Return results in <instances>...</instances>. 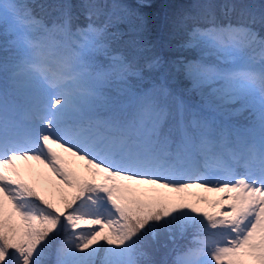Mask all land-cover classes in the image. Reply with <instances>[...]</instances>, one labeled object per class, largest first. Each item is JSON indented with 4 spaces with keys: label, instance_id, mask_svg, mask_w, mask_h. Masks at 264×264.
Returning <instances> with one entry per match:
<instances>
[{
    "label": "snow or ice",
    "instance_id": "snow-or-ice-1",
    "mask_svg": "<svg viewBox=\"0 0 264 264\" xmlns=\"http://www.w3.org/2000/svg\"><path fill=\"white\" fill-rule=\"evenodd\" d=\"M151 7L0 0V264H264V5Z\"/></svg>",
    "mask_w": 264,
    "mask_h": 264
},
{
    "label": "rangeland",
    "instance_id": "rangeland-1",
    "mask_svg": "<svg viewBox=\"0 0 264 264\" xmlns=\"http://www.w3.org/2000/svg\"><path fill=\"white\" fill-rule=\"evenodd\" d=\"M32 1H34V0H26L27 3H31ZM175 1L176 0H173V3ZM174 6H175V8L180 7V6L177 7L175 4H174ZM157 15H161V13L157 14V13L153 12V14H151V16H153V17H155ZM2 31H3V25L0 24V32L2 33ZM117 46H119L118 49L121 47L119 44ZM191 53H193V51H187L184 53V55H188ZM176 85H177V87H181V88L189 86L188 82L186 80H184L182 76L177 77ZM19 164L23 168L31 167L35 171L41 173V175L35 179L33 177H29V176H25V179L28 180L30 183H34L35 186L38 188V190H42L44 188H47L48 191L45 192V194L48 195L50 198H56L58 200L59 193L55 187L58 178H56L44 165L40 164L37 161L19 162ZM78 170H80V169H78ZM75 172H77L78 174H81V173H79V171H75ZM80 172H81V170H80ZM82 173H84V172H82ZM202 197H203V194L201 195V193H195L194 195H190V196L188 195L187 198H188V202L196 204L198 207L204 208L206 210L213 211L214 209L211 206L212 200L211 199H201ZM62 238H63V235L58 237L57 241L55 242L53 247L57 246L59 240ZM103 256H104V252H103V250H101L98 254V257H97V264H99V261H100V259L103 258ZM51 259L52 260L55 259L54 255L51 257Z\"/></svg>",
    "mask_w": 264,
    "mask_h": 264
},
{
    "label": "trees",
    "instance_id": "trees-1",
    "mask_svg": "<svg viewBox=\"0 0 264 264\" xmlns=\"http://www.w3.org/2000/svg\"><path fill=\"white\" fill-rule=\"evenodd\" d=\"M173 0H150V3L152 4L151 8H144L142 9L143 12L146 14H153V12L160 14L164 9L166 12H172L177 10L175 8L174 4H185L186 2H191L192 0H176L174 3H172ZM125 2L136 4L139 2V0H125ZM123 27V26H122ZM121 46V45H120ZM114 47L118 48L119 46L115 45Z\"/></svg>",
    "mask_w": 264,
    "mask_h": 264
}]
</instances>
